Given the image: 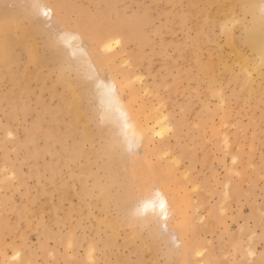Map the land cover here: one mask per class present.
I'll use <instances>...</instances> for the list:
<instances>
[{"label": "rangeland", "instance_id": "374dc122", "mask_svg": "<svg viewBox=\"0 0 264 264\" xmlns=\"http://www.w3.org/2000/svg\"><path fill=\"white\" fill-rule=\"evenodd\" d=\"M47 1L54 4L58 0ZM180 1L61 0L58 11L48 10L45 16L42 11H35L33 0H0V22L12 23L11 15L17 14L23 24H28L26 16L33 15L42 29L35 37L37 49L48 57L40 69L44 78L41 85L32 80V94L21 97L17 92L20 77L17 84L8 76L0 78V94L8 90L17 92L10 102L0 101V264H264V66L255 69L250 65L245 75L237 52L241 49L253 61L258 60L256 53L241 39L252 20L264 15V11L244 12L240 0ZM259 2L264 5V0ZM211 10L219 13L213 14L216 18ZM83 24L89 31L88 37L79 27ZM113 24H123L136 32L143 46L132 38L124 43L113 39L109 52L114 56L104 61L95 78L83 76L91 93L80 104V112L86 118L79 112L66 113L60 95L70 96L71 92L61 83L53 90L59 69L56 64L71 66V70H66L69 81L79 71L77 74L81 77L84 67L64 35L68 31L83 34L80 43L73 40L71 43L88 50L92 44L96 45L94 36L112 29ZM229 33L235 38L234 44L228 38ZM16 48L17 64L6 65L4 70L14 73L19 66L32 69L35 64L30 56L31 44ZM194 64H199V68ZM122 69L132 72L131 89L125 88L123 95L132 93L133 107L143 106L139 117L141 122L149 119L151 133L148 145L140 144L132 149L125 143L127 138L115 121L126 146L121 162L112 166L119 182L105 185L106 200H111L101 206L102 189L98 190L95 180H107L101 166L106 157L96 159L93 153L84 154L88 149L97 150L108 135L99 114L104 96L98 76L109 82L112 77L121 78ZM183 71L187 74H182ZM209 76L213 81H209L212 80ZM171 84L175 85L174 89ZM39 99L61 109L57 117L60 128L74 115L79 134L70 135L67 131L64 142L72 143L74 138L82 141V148L75 155V152L71 156L63 153L56 135H50L49 114L42 116L45 119H42V128L36 126L35 121L42 112ZM153 106L163 108L169 125L167 130L147 118ZM84 119L92 120L89 131L82 130ZM79 153L83 155L79 157ZM48 164L52 167H46ZM85 164L90 169L94 166L91 171L80 173V167ZM61 168L68 170L63 172ZM156 172L160 176L155 182L150 184L143 179L142 173L152 177ZM50 175H56L54 180ZM82 176L85 185L87 180L86 188H80ZM55 177L61 181L57 178V182L50 183L57 180ZM148 185L149 197L154 199L159 190L177 205V211H170L168 218H162L152 230L148 225L127 223L129 210L134 209H129L126 200L118 199L141 193ZM116 198L122 208L117 207ZM110 220L117 223L115 228L109 224ZM184 245L188 252L186 259L180 256Z\"/></svg>", "mask_w": 264, "mask_h": 264}, {"label": "bare ground", "instance_id": "6f19581e", "mask_svg": "<svg viewBox=\"0 0 264 264\" xmlns=\"http://www.w3.org/2000/svg\"><path fill=\"white\" fill-rule=\"evenodd\" d=\"M59 1V2H58ZM56 2H54V4H51L50 2H48L47 0H33V7L34 5H43V6H46V7H42V8H35V11L36 10H39V11H42L44 13V11H50L53 13V10L55 9L56 11H58V8L61 6L60 2L61 0H58ZM166 1V0H165ZM175 1V0H173ZM182 1V0H181ZM180 1V2H181ZM201 0H199L200 2ZM216 1H219V0H216ZM168 2V1H167ZM171 2V1H170ZM205 2V1H204ZM211 2V1H210ZM51 5H50V4ZM196 3L195 2V5L194 7L196 6ZM209 3V2H208ZM32 4V3H31ZM192 4V2H191ZM205 4V3H203ZM229 4V3H228ZM218 5V4H217ZM114 6V5H113ZM198 6V4H197ZM213 6V5H212ZM219 6V5H218ZM224 6V5H223ZM240 6H241V10L246 12V11H249L250 9H255V10H259L261 11L260 13H262V11H264V5L263 4H260L259 0H240ZM32 7V8H33ZM203 7V6H202ZM200 7V8H202ZM216 7V6H215ZM221 8V5L219 6ZM218 8V7H217ZM216 8V9H217ZM233 8V7H232ZM236 8V7H235ZM193 9V8H191ZM199 9V8H198ZM215 9V10H216ZM219 9V8H218ZM217 9V10H218ZM234 9V8H233ZM1 10V8H0ZM19 10V9H18ZM188 10V9H187ZM203 10V9H202ZM214 10V9H213ZM213 10H211V15H213L215 12H213ZM232 10V9H231ZM17 11V10H16ZM30 11V10H29ZM34 11V12H35ZM200 11V10H199ZM221 11V10H220ZM227 11V10H225ZM237 11H240L239 9ZM235 11V13L237 12ZM22 12V11H20ZM38 12V11H37ZM201 12V11H200ZM204 12V11H203ZM224 11H222L221 13H223ZM230 13V11H227ZM17 13V12H15ZM39 13V12H38ZM42 13V14H43ZM210 13V12H209ZM218 13V12H217ZM215 13V15L217 14ZM249 13V12H248ZM251 13V14H250ZM250 16L252 15V12H250ZM21 14V13H20ZM90 14V13H89ZM219 14V13H218ZM226 14V12H225ZM224 14V15H225ZM228 14V13H227ZM210 15V16H211ZM213 15V16H215ZM222 15V14H221ZM259 15V14H258ZM257 15V16H258ZM20 15H11L10 17V20L12 23H10L9 21H3V22H0V39L2 40L0 43V47H1V51H0V78H4L5 76H8L10 78L11 81H14L16 82L17 84V78L20 77L21 78V81L19 82V84H17V86L19 87V90L17 92H19L20 96H25L26 94L30 93H34V91L31 89V85H32V80L37 82V85H41V82L43 81V76H42V73L40 71V69H42L44 63L47 62V58L48 57H45L46 54H43V52H40L38 49H37V45H36V41H35V37L42 31L41 29V26L38 25L36 22H35V19L33 17V15H29V16H26V19L28 21V24H23V22L21 21V18L19 17ZM35 16V15H34ZM105 16V15H103ZM178 16V14H177ZM208 16V14H207ZM233 16V15H232ZM94 17V16H93ZM179 17V16H178ZM230 17V16H229ZM238 17V16H236ZM240 17V16H239ZM256 17V16H254ZM216 18V16H215ZM222 17H220L221 19ZM227 18V17H226ZM244 18V17H243ZM25 19V18H24ZM127 19V18H126ZM225 19V18H224ZM93 20V18H92ZM95 20V19H94ZM217 20V19H216ZM216 20H214L216 22ZM98 21V20H97ZM206 21V20H205ZM242 20H240V23H241ZM100 22V21H99ZM106 22V21H105ZM117 22V21H115ZM124 22V21H123ZM202 22V21H201ZM209 22V21H208ZM206 21V23H208ZM214 22V23H215ZM218 22H220L218 20ZM97 23V22H96ZM114 23V22H113ZM149 23V22H148ZM226 23V21H225ZM105 24V23H104ZM115 24V23H114ZM113 24V28L112 29H109L107 30V32H103L102 34H96V36H94V39H95V42H96V45L95 46H92L91 45V49H86L84 48L83 46L79 45V46H76V43H80V41L82 40V35L83 34H80L78 32H66V34L64 35V37L67 39L68 41V44H70L71 46V49H72V52L73 54L83 62V73L81 75V77H78V74L79 72L75 73L77 76L74 80H71L69 81L68 78H67V74H66V70H71V66L69 64L67 65H64V64H56V66L59 68L58 69V73H57V80L55 81V85H53V90L56 91V85L57 84H64L66 86H68V88L70 89V92H71V95L70 96H63V95H60V101L62 103V108L65 110L66 113H71V114H74V113H77L79 112L78 114L81 115L82 117L84 116V114L82 112H80V104L81 102L84 100V98L86 96H89L91 93H90V88L89 86L87 85L86 81L84 80V75L87 74L88 77H91V76H97L98 74V69L99 67L104 63V61L108 60L111 58V56H114V53L113 52H109V49H111L113 46L112 44V40L113 39H118L117 43H124V42H127L129 39H134L138 45L140 46H143L142 45V39L139 38L138 40V34L136 32H131L128 27H125L122 25L120 26H114ZM150 24V23H149ZM202 24V23H200ZM263 24H264V15H261V16H258L256 17L255 19L252 20V23L251 25H249V27L246 29V32L244 34V36L242 37V42L244 44H247L251 47V49L256 53V55L258 56V60L257 61H253L252 58H250L243 50L241 49H237V52H238V55H239V59H241V68H242V71L243 73L246 75L248 73V69L250 67V65H252L255 69H259L260 67L264 66V27H263ZM206 25V24H205ZM203 25V27L205 26ZM221 25V24H220ZM224 25V24H223ZM222 25V26H223ZM110 26V25H109ZM127 26V25H126ZM212 26V25H211ZM229 27V25H227ZM79 27H81V31L85 34V36L88 37L87 35V32H89L86 27L83 25H79ZM85 27V28H83ZM201 27V26H199ZM203 27L201 30H203ZM206 27V26H205ZM222 28V27H221ZM224 29H226V26L223 27ZM234 30V29H233ZM242 30V29H241ZM224 31V30H223ZM230 31V30H229ZM245 31V29H244ZM65 32V31H64ZM199 32H200V29H199ZM235 32V31H234ZM202 33V32H201ZM225 33H228L225 32ZM62 34V33H61ZM200 34V33H199ZM120 35V36H119ZM205 35V33H204ZM228 35V34H227ZM62 36V35H61ZM91 36V35H90ZM201 36V35H199ZM206 36V35H205ZM210 36V35H209ZM229 37V40L231 43L234 44V36L229 33L228 35ZM240 36V35H239ZM63 37V36H62ZM140 37V36H139ZM208 37V36H206ZM236 39L238 36H235ZM202 38V37H201ZM58 39V38H57ZM60 39V38H59ZM72 40L75 43L74 45V42H73V45H72ZM87 40V39H85ZM195 40V39H194ZM198 40V39H197ZM240 40V39H238ZM240 40V41H241ZM65 41V40H64ZM89 41V40H88ZM203 41V40H202ZM208 41V40H207ZM52 42V41H51ZM27 43H30L32 48H33V51H30L31 53V59L33 61V63L35 64L33 66V70L30 69V68H27L26 66H19L17 71L12 73L11 71H8V70H4L3 67H5L6 65H13V64H17V58H16V53L15 51L17 50L16 47H24V45H26ZM56 43V42H55ZM152 43V42H151ZM197 43H200L197 41ZM203 43V42H201ZM48 44V43H47ZM51 44V43H50ZM66 44V43H65ZM87 44V43H85ZM196 44V43H195ZM194 44V45H195ZM240 44V42H239ZM166 45V44H165ZM187 45V44H186ZM197 45V44H196ZM243 45V44H242ZM201 47V45H199ZM237 46V45H235ZM30 47V46H29ZM47 47V45H46ZM50 47V45H49ZM26 48V47H25ZM31 48V47H30ZM29 48V49H30ZM232 48V47H231ZM19 49V48H18ZM184 49V48H183ZM205 49V48H204ZM50 50H51V47H50ZM108 50V51H107ZM178 50H181V49H178ZM24 51V50H23ZM22 51V52H23ZM187 51V50H186ZM192 51V50H191ZM194 51V50H193ZM197 51V50H195ZM194 51V52H195ZM50 52V51H49ZM220 52V51H219ZM222 52V51H221ZM234 52V51H233ZM21 53V52H20ZM51 53V52H50ZM54 53V52H53ZM56 54V53H55ZM221 54V53H220ZM52 55V54H50ZM182 55V54H181ZM180 55V56H181ZM214 55V54H213ZM216 55V54H215ZM29 56V55H28ZM179 56V55H178ZM194 56L196 57V55L194 54ZM192 57L193 59L195 57ZM211 56V55H210ZM182 57V56H181ZM184 57V56H183ZM213 57V56H212ZM211 57V58H212ZM221 57V56H220ZM219 57V58H220ZM53 58V57H52ZM214 58V57H213ZM223 58V57H222ZM55 59V58H54ZM216 59V57H215ZM78 60V61H79ZM183 60V59H182ZM199 60V59H198ZM209 60V59H208ZM217 60V59H216ZM80 61V62H81ZM196 61V60H195ZM194 61V62H195ZM213 61V59H212ZM63 62V61H61ZM78 62V63H80ZM109 62V61H108ZM189 62V60H188ZM198 62V61H197ZM211 62V61H210ZM164 63V62H163ZM203 63V62H202ZM110 64V63H109ZM108 64V65H109ZM201 64V63H199ZM199 64H194V66L198 67ZM216 64V62H215ZM82 64H78V66L80 67ZM105 65V64H104ZM203 65V64H202ZM214 65V64H213ZM212 65V67H213ZM73 66V65H72ZM164 66V64H163ZM204 66V65H203ZM211 66V65H210ZM75 67V66H73ZM165 67H167L165 65ZM171 67V66H170ZM189 67V66H188ZM201 67V66H200ZM211 67V68H212ZM231 67V66H230ZM78 68V67H77ZM80 68V69H81ZM194 68V67H193ZM199 68V67H198ZM215 68V67H214ZM227 68H229V66H227ZM234 68V67H233ZM232 68V69H233ZM76 69V68H75ZM101 69V68H100ZM126 69V68H125ZM170 69V68H169ZM168 69V70H169ZM217 69V68H216ZM225 69V68H224ZM74 70V69H73ZM183 70V69H182ZM181 70V71H182ZM200 70V69H199ZM235 69H233L234 71ZM75 71V70H74ZM101 71V70H100ZM179 73H180V70H178ZM188 71V70H187ZM185 71V72H187ZM203 71V70H202ZM205 71V70H204ZM166 72V71H165ZM198 72V70H197ZM213 72V71H212ZM231 72V71H230ZM235 72V71H234ZM168 73V72H167ZM170 73V71H169ZM182 74L184 73L181 72ZM193 73V72H192ZM191 73V75H192ZM196 73V72H194ZM200 73V72H198ZM236 73V72H235ZM234 73V74H235ZM131 70H124L122 69L121 71V78L117 79L115 77H110L111 80L109 82H106L105 80H103L102 78H100L98 76V84L100 86V90L104 96L103 98V101H102V105H103V109L101 110L102 112L99 113L101 116H102V119L103 121L105 122V127L107 128V137L106 139H104L103 143H101L100 147L97 149V150H90L88 149L89 151H83L86 155L87 152L88 153H93L94 154V157L96 159H99L102 157H106L105 162L103 164H101V166L105 169L106 173L104 172V174H106V176H104L107 180L106 181H101L103 180V178H98L97 180H95V182L98 184V190L99 189H102V191L100 192V195L101 197L103 198V203L101 206H105V203L107 204V200H106V189L104 188L105 185L107 184H113V183H116V182H119V179L117 177V173H116V169L115 170H112V166H117L118 163L121 162V156L123 155V152H124V149H125V143H127L128 147L130 148H134V147H137L139 146L140 144H145V145H148V140H149V132L151 133V128L148 127V120H146L145 122H141L140 120V115L141 113H143L144 109H143V106L140 105L138 108H135L133 107L131 101L134 99V95L132 93L128 94L126 97H124L123 95V90L126 88H128L129 90L131 89ZM165 74V73H164ZM184 74H187V73H184ZM197 74V73H196ZM211 74V73H210ZM113 75V74H112ZM115 75V74H114ZM171 75V73H170ZM190 75V76H191ZM71 76V75H69ZM86 76V75H85ZM86 76V77H87ZM179 76V74H178ZM176 77V79H178L179 77ZM186 76V75H184ZM211 76V75H210ZM210 76L208 77L209 79H212V80H209V81H213L214 78H210ZM248 76V75H247ZM92 77V79H93ZM181 77V76H180ZM192 77V76H191ZM196 77V76H195ZM95 78V77H94ZM166 78V77H165ZM164 79V78H163ZM167 79V78H166ZM164 79V80H166ZM172 80V78H171ZM175 80V79H174ZM176 81V85L178 83L177 80ZM181 81V80H180ZM238 81V80H237ZM247 81V80H246ZM13 82V83H14ZM169 82V80H168ZM96 83V82H95ZM210 83V82H209ZM252 83V81H251ZM97 84V85H98ZM164 84V82H163ZM162 84V85H163ZM170 84V83H169ZM211 84V83H210ZM167 85V82L166 84ZM252 85V84H251ZM249 86V85H248ZM166 87V86H165ZM170 87V86H169ZM171 87H173L172 89H174L175 85L172 86L171 84ZM244 87V86H242ZM66 88V87H65ZM177 88V87H176ZM253 88V87H252ZM68 89V90H69ZM52 90V89H51ZM243 90V89H242ZM16 91H13L12 90H8L7 92L5 93H2L0 94V101H5L7 100L8 102H10L9 100H11L15 94L17 93ZM55 92H53L54 94ZM61 93V92H60ZM101 94V95H102ZM57 95V94H56ZM222 95V94H221ZM27 97V96H26ZM25 97V98H26ZM17 98V96H16ZM55 98V97H54ZM4 99V100H3ZM102 99V98H101ZM56 100V99H55ZM58 101V100H57ZM100 101V100H99ZM39 102L41 104V109H42V112L40 113V115L37 117L36 121H35V124L37 127H41V122H42V119H44L42 116H44V114H49L50 115V120L48 121L47 123V129L49 130V133L50 135L52 134H55L56 135V138L58 140V142L60 143V147L63 151V153H70V156L72 155V153H74V155L76 154V152L79 151V148L81 146V142H80V139L79 138H74L73 139V142L72 143H69L68 140L67 142L69 144H66L65 142V136H66V133L67 131L69 132L70 135H73V132L74 133H78V123H76V120L74 118V115H71L69 116L70 117V122L65 125L63 128H60V121L58 122V115H59V112H60V108L58 107H51L50 105H47L45 103H43L41 101V99H39ZM224 102V101H223ZM161 104H163L162 102H159ZM160 104V105H161ZM101 105V107H102ZM100 107V105H99ZM100 107V108H101ZM21 109V108H20ZM24 109V108H23ZM163 108L161 106L159 107H154L153 106V109L149 111L148 113V117L147 118H150L154 121H156L157 123L160 124L161 127L164 128V130L166 129L167 130V125L166 124V114L163 113ZM22 110V109H21ZM25 110V109H24ZM63 110V111H64ZM63 113V112H62ZM62 115V114H61ZM78 115V116H79ZM96 115V114H94ZM114 115V116H113ZM79 116V117H81ZM86 116V115H85ZM84 116V117H85ZM65 117V116H64ZM86 118V117H85ZM60 119V118H59ZM83 119V118H82ZM91 119V118H90ZM89 119V120H90ZM101 119V120H102ZM80 120V118H79ZM144 120V119H143ZM45 121V119H44ZM92 120L88 121V119H84V122H81V123H84V127H83V131L85 129L89 131V122H91ZM115 121L118 122V124H120V127H122V133H124V135L126 136L127 138V142L123 143V140L119 137V134H118V130L117 128L115 127ZM79 122V121H78ZM113 122V123H112ZM45 123V122H44ZM44 125V124H43ZM35 126V127H36ZM42 128V127H41ZM45 128V127H44ZM46 129V128H45ZM46 129V130H47ZM91 129V128H90ZM102 129V128H101ZM99 128V132H103ZM39 130V128H38ZM37 130V131H38ZM41 130V129H40ZM35 131V130H34ZM36 131V132H37ZM42 131V130H41ZM45 131V130H44ZM98 132V133H99ZM35 133V132H34ZM44 133V132H43ZM85 133V132H84ZM83 133V134H84ZM91 133V131L89 132ZM94 133V132H93ZM79 134V133H78ZM87 132L84 134L86 135ZM41 135V134H39ZM94 135V134H92ZM77 136V135H76ZM80 137V136H79ZM31 138V137H30ZM81 138V137H80ZM90 138V137H89ZM95 138V136H94ZM32 139V138H31ZM47 140V138H45ZM52 140V138H51ZM72 140V138L70 139ZM92 140V139H91ZM97 140V139H96ZM125 140V139H124ZM54 141V140H53ZM65 141V142H64ZM56 143V142H55ZM52 144V143H51ZM49 145V144H48ZM51 146V145H50ZM49 146V148H50ZM55 146V145H54ZM57 146H58V143H57ZM46 149H47V145L45 146ZM44 147V148H45ZM59 147V146H58ZM57 147V150L59 149ZM53 148V147H51ZM50 148V149H51ZM82 148V146H81ZM45 149V150H46ZM61 149L59 150L61 152ZM86 149V148H85ZM94 149V148H93ZM35 150V149H34ZM48 150V149H47ZM52 150V149H51ZM83 150V149H82ZM87 150V149H86ZM31 152V151H30ZM49 152V151H48ZM54 152V151H53ZM51 151V153H53ZM129 152V151H128ZM39 153V152H38ZM37 153V154H38ZM63 153H61L62 155H64ZM132 153V152H131ZM59 154L58 153V157H59ZM79 153V157L83 154ZM90 154V155H91ZM92 154V155H93ZM125 154V153H124ZM69 155V154H68ZM91 155V156H92ZM133 155V154H131ZM36 156V155H34ZM40 156V154H39ZM55 156V154H54ZM78 156H74V158H77ZM88 156V154L86 155ZM85 156V157H86ZM90 156V157H91ZM63 157V156H61ZM30 158V157H29ZM56 158V157H55ZM69 158L68 156H66V159ZM89 158V157H88ZM87 158V159H88ZM36 159V158H35ZM62 159V158H61ZM59 160L58 163H60V161L62 160ZM64 160H66L65 158H63ZM73 159V158H72ZM78 159H82V158H78ZM76 159V160H78ZM34 160V159H33ZM85 160V159H84ZM89 160V159H88ZM133 160V159H132ZM35 161V160H34ZM37 161H38V158H37ZM68 161V159L66 160V162ZM75 161V160H74ZM94 161V160H93ZM97 161V160H96ZM95 161V163H96ZM36 162V161H35ZM65 162V163H66ZM70 162V161H69ZM90 162V161H89ZM124 162V161H123ZM63 163V162H62ZM68 163V162H67ZM72 163V162H71ZM80 163V162H79ZM79 163H77V166H80L78 165ZM87 163V162H85ZM94 162H91L90 164H92ZM51 164V163H50ZM57 163H55L56 165ZM69 164V163H68ZM75 164V162H74ZM84 164V163H83ZM123 164V163H122ZM68 165L66 164V167ZM94 166V165H93ZM91 166V169L92 167ZM46 167H52V166H49L46 165ZM63 167V166H62ZM76 167V166H75ZM37 168V167H36ZM64 168V167H63ZM63 172L67 171L65 169H63ZM77 168V167H76ZM102 168V170H103ZM51 169V168H50ZM54 168H52L53 170ZM70 169V168H69ZM90 169V166L89 164H85L83 165L82 167H80V173H84L86 172L87 170L89 171ZM90 169V171H91ZM72 170V168H71ZM70 170V171H71ZM51 171V170H50ZM53 171L56 172V170L54 169ZM51 172L52 174H54L55 172ZM75 171V170H74ZM57 172H58V169H57ZM62 172V173H63ZM73 172V171H72ZM71 172V173H72ZM59 173V172H58ZM57 173V174H58ZM69 173V172H67ZM76 173V172H75ZM78 173V171H77ZM76 173V175H77ZM91 173V172H90ZM157 173V172H156ZM85 174V173H84ZM87 174V173H86ZM133 174H135V172H133ZM66 175V174H65ZM79 175V174H78ZM102 175V174H101ZM51 178L50 179H53V176H56V175H50ZM60 176H64L63 174L60 175ZM74 176V174H73ZM80 176V175H79ZM95 176V174H94ZM97 176V175H96ZM142 176H143V179L145 178V181L147 183H153L157 180V176H160L158 173L156 175H153L152 177L150 176H147V174L145 173H142ZM59 177V176H58ZM58 177H55L56 179ZM75 177V176H74ZM83 177V176H82ZM81 178V181L82 183H79L80 185L82 184V187L80 186V188H86L87 187V180H86V185H85V178L83 177V179ZM99 177V175H98ZM102 177V176H101ZM140 177V175H139ZM61 179V177H59ZM58 178V179H59ZM104 178V180H105ZM55 179V180H56ZM58 179L56 181H51L50 180V183L52 182H57ZM59 179V181H61ZM64 179V177H63ZM72 179V177H71ZM96 179V178H94ZM66 181V179H64ZM63 180V181H64ZM76 180V179H74ZM62 181V182H63ZM65 181L63 183H65ZM69 181V180H67ZM77 181V180H76ZM75 181V182H76ZM79 181V180H78ZM109 182V183H108ZM61 183V184H63ZM69 183V182H68ZM93 183V182H92ZM56 184V183H55ZM67 184V183H66ZM43 185V184H42ZM70 185V184H69ZM58 186V183L56 185V187ZM60 186V185H59ZM65 186V185H64ZM68 186V184H67ZM66 188H70V186H68ZM41 187V186H40ZM39 187V188H40ZM61 187V186H60ZM62 189L65 188V187H61ZM60 188V190H62ZM89 188V186H88ZM58 189V188H57ZM92 189V188H91ZM59 190V189H58ZM68 190V189H67ZM87 190V189H86ZM85 190L84 193H87ZM63 191V190H62ZM84 191V189H83ZM82 191V193H83ZM151 191V188L149 187V185L141 192V193H138L136 194V192L134 193H131L129 195V197L127 198V196H125L124 199L122 198H118V199H121V200H126L127 201V205H129V209H134V210H129V215L127 217V220L126 222L127 223H130V224H139L141 226H144V225H148V226H151V230L152 229H156L155 225L158 221H161L162 218H165L167 219L168 218V214H170L169 212L170 211H173V212H176L177 211V205L176 203L170 199L168 200V198L164 195L163 192L161 191H157L156 194H155V198L152 199L151 197H149V192ZM60 193V191H58ZM89 192V191H88ZM65 193V192H64ZM81 193V194H82ZM61 194V193H60ZM65 195V194H64ZM63 195V196H64ZM143 196V198H141ZM61 196V195H60ZM82 196V195H80ZM116 198V202L118 203L119 200H117ZM111 200V199H110ZM108 200V201H110ZM139 200H142L141 203H139L138 201ZM110 204V203H109ZM119 204V203H118ZM161 204H163V208L161 207ZM78 205V204H77ZM80 205V204H79ZM121 206V207H119ZM119 206H117L118 208H122V205L119 204ZM74 207H77V206H74ZM73 208H70V209H74ZM78 208V207H77ZM109 208V207H108ZM103 209V208H102ZM106 209V208H105ZM104 209V210H105ZM127 209V208H126ZM135 213H134V212ZM141 211V214H139L138 212ZM143 212V214H142ZM171 212V213H173ZM174 214V213H173ZM112 220V219H111ZM110 220V223L109 224H112L114 225V228H115V225L117 226V223L115 221H111ZM112 228V227H111ZM117 229V228H116ZM114 230V229H113ZM151 233V232H150ZM73 237V236H72ZM153 237V236H152ZM155 237H153L154 239ZM69 243H72L71 241H69ZM74 244V243H73ZM72 244V245H73ZM75 245V244H74ZM77 245V244H76ZM187 246L184 245V247H182L181 249V258L183 259H186L187 258Z\"/></svg>", "mask_w": 264, "mask_h": 264}, {"label": "snow or ice", "instance_id": "6c2138e0", "mask_svg": "<svg viewBox=\"0 0 264 264\" xmlns=\"http://www.w3.org/2000/svg\"><path fill=\"white\" fill-rule=\"evenodd\" d=\"M34 7L35 8H42V7H46V6H43V5H39V4H37V5H34ZM45 16H48V11H44V13H43ZM161 207L163 208V204H161Z\"/></svg>", "mask_w": 264, "mask_h": 264}]
</instances>
